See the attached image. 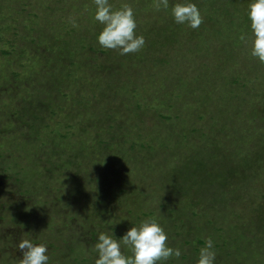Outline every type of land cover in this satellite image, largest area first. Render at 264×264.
<instances>
[{"label":"rangeland","instance_id":"rangeland-1","mask_svg":"<svg viewBox=\"0 0 264 264\" xmlns=\"http://www.w3.org/2000/svg\"><path fill=\"white\" fill-rule=\"evenodd\" d=\"M213 1L193 0L191 29L178 0H110L145 38L120 55L93 0H0V264L22 239L48 264H95L100 232L149 217L182 250L166 264H196L208 238L216 264H264V63L251 0Z\"/></svg>","mask_w":264,"mask_h":264},{"label":"clouds","instance_id":"clouds-1","mask_svg":"<svg viewBox=\"0 0 264 264\" xmlns=\"http://www.w3.org/2000/svg\"><path fill=\"white\" fill-rule=\"evenodd\" d=\"M93 3V19L102 25L97 36V42L102 48L118 50L120 55H127L137 53L144 47L145 38L137 34L136 15L130 4L114 8L110 0H93ZM156 6L167 10L170 2L157 0ZM171 15L176 24L191 29H197L203 23L201 11L193 0H178L172 4ZM248 18L254 37L250 54L264 63V0H251ZM168 240V233L154 217L141 220L138 225L132 224L121 238H117L113 231L111 234L100 232L94 244L97 254L95 264H166L170 259L182 255V250L172 247ZM18 248L22 253L19 264L49 262V249L45 243L36 244L31 239H22ZM124 248L130 250L131 254H125L122 250ZM216 258L214 241L208 238L199 249L196 264H216Z\"/></svg>","mask_w":264,"mask_h":264},{"label":"trees","instance_id":"trees-1","mask_svg":"<svg viewBox=\"0 0 264 264\" xmlns=\"http://www.w3.org/2000/svg\"><path fill=\"white\" fill-rule=\"evenodd\" d=\"M209 1V0H208ZM213 1V0H212ZM213 2H215V1H213ZM239 173V171H237V170H234V169H231L230 170V174L229 175H222V176H220V175H214V176H216V178L218 177L219 178V181H221L222 183L223 182H226V181H228V184L230 185V187L234 184V182L236 181V178H235V176L237 175ZM8 250V249H7Z\"/></svg>","mask_w":264,"mask_h":264}]
</instances>
